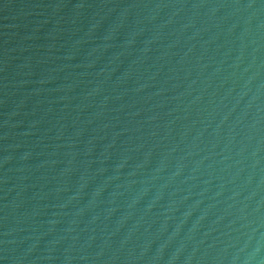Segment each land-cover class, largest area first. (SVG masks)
Wrapping results in <instances>:
<instances>
[{
  "label": "water",
  "instance_id": "obj_1",
  "mask_svg": "<svg viewBox=\"0 0 264 264\" xmlns=\"http://www.w3.org/2000/svg\"><path fill=\"white\" fill-rule=\"evenodd\" d=\"M0 264H264V0H0Z\"/></svg>",
  "mask_w": 264,
  "mask_h": 264
}]
</instances>
